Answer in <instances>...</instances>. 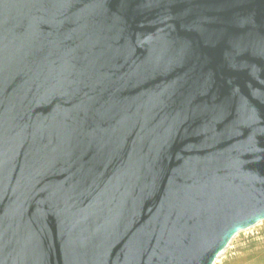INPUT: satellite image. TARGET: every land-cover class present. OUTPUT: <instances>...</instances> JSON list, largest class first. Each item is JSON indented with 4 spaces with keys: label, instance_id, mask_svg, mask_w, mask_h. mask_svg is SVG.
I'll return each mask as SVG.
<instances>
[{
    "label": "water",
    "instance_id": "95a60500",
    "mask_svg": "<svg viewBox=\"0 0 264 264\" xmlns=\"http://www.w3.org/2000/svg\"><path fill=\"white\" fill-rule=\"evenodd\" d=\"M264 221V0H0V264H216Z\"/></svg>",
    "mask_w": 264,
    "mask_h": 264
},
{
    "label": "rangeland",
    "instance_id": "374dc122",
    "mask_svg": "<svg viewBox=\"0 0 264 264\" xmlns=\"http://www.w3.org/2000/svg\"><path fill=\"white\" fill-rule=\"evenodd\" d=\"M252 240L257 241L259 245H264V221L238 233L216 264H239L243 262L245 260V247Z\"/></svg>",
    "mask_w": 264,
    "mask_h": 264
},
{
    "label": "trees",
    "instance_id": "16d2710c",
    "mask_svg": "<svg viewBox=\"0 0 264 264\" xmlns=\"http://www.w3.org/2000/svg\"><path fill=\"white\" fill-rule=\"evenodd\" d=\"M250 241L245 247V260L239 264H264V245Z\"/></svg>",
    "mask_w": 264,
    "mask_h": 264
}]
</instances>
